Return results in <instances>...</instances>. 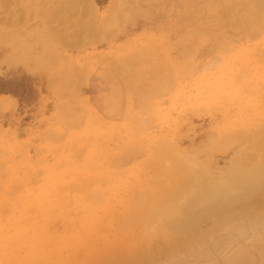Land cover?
I'll list each match as a JSON object with an SVG mask.
<instances>
[{
    "label": "rangeland",
    "instance_id": "obj_1",
    "mask_svg": "<svg viewBox=\"0 0 264 264\" xmlns=\"http://www.w3.org/2000/svg\"><path fill=\"white\" fill-rule=\"evenodd\" d=\"M240 163L264 164V0H0V264H92Z\"/></svg>",
    "mask_w": 264,
    "mask_h": 264
},
{
    "label": "bare ground",
    "instance_id": "obj_2",
    "mask_svg": "<svg viewBox=\"0 0 264 264\" xmlns=\"http://www.w3.org/2000/svg\"><path fill=\"white\" fill-rule=\"evenodd\" d=\"M10 57L7 55L6 59ZM184 182L195 191V198L186 200L184 210L160 211L161 207H165L169 193L163 194L158 204H142L141 212L138 209L139 214L120 219L117 230L124 229L123 226H139L138 228L146 231L150 224L144 213H150L153 218L161 221L158 228L146 235L132 229L133 240L124 244L123 249L118 252L114 250L121 247L119 243L106 244L102 250L94 247L93 250L97 251L94 256L100 258L93 259L92 264H188L192 257L205 260L209 253L216 252L220 255L213 264H243L249 259L244 251H251L250 247L259 251V264H264V189L258 187L264 183V164L252 167L240 163L216 180H206L200 170L193 169ZM173 184L175 183L171 186ZM186 186L184 187L187 188ZM257 188L259 191L251 193L248 200H240L245 192H253ZM174 189L178 191L177 187ZM235 202L240 203L237 209H227ZM247 237L250 238L251 245L238 247V242ZM153 240L161 243L160 247H156L158 258L161 259L159 262L156 259L149 260L151 257L144 251L147 244H143Z\"/></svg>",
    "mask_w": 264,
    "mask_h": 264
}]
</instances>
